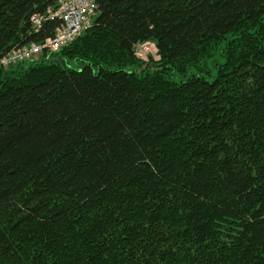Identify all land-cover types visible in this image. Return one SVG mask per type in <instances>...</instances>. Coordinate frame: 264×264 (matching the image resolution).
<instances>
[{"label":"trees","instance_id":"1","mask_svg":"<svg viewBox=\"0 0 264 264\" xmlns=\"http://www.w3.org/2000/svg\"><path fill=\"white\" fill-rule=\"evenodd\" d=\"M59 1L0 0V58ZM97 12L0 67V264H264V0Z\"/></svg>","mask_w":264,"mask_h":264},{"label":"built area","instance_id":"2","mask_svg":"<svg viewBox=\"0 0 264 264\" xmlns=\"http://www.w3.org/2000/svg\"><path fill=\"white\" fill-rule=\"evenodd\" d=\"M62 6L58 11L48 14L49 18H62L60 26L55 30V33L48 38L42 45L31 44L13 51L11 54L0 58V67L5 66L8 62L16 63L21 60H28L41 50L42 47L49 48L53 51L59 50L62 46L69 44L85 29L89 28L92 19L97 11V0H61ZM41 25V24H40ZM36 27L34 30H37ZM147 44L137 46L136 55L140 58H145L148 49ZM7 59V61H5Z\"/></svg>","mask_w":264,"mask_h":264},{"label":"bare ground","instance_id":"3","mask_svg":"<svg viewBox=\"0 0 264 264\" xmlns=\"http://www.w3.org/2000/svg\"><path fill=\"white\" fill-rule=\"evenodd\" d=\"M61 6H62V2H61V0L59 1V4H58V7L55 9V10H53V9H51V10H49L48 12H47V14L45 15V16H42V15H33L32 16V19H31V21H32V26H33V29H35L36 27H38L40 24V27L37 29V30H35V31H38L40 28H41V26H42V23L44 22V21H46V20H52L53 18H49V17H47L48 16V14H50V13H52V12H55V11H58L60 8H61ZM97 14H98V12L96 11L95 12V16L93 17V19H92V23H93V20H94V18L97 16ZM59 20H60V22H62L63 23V20H62V18H58ZM92 23H91V25H92ZM87 29H89V28H87ZM87 29H85V30H83L74 40H76L84 31H86ZM51 37V36H50ZM50 37H48V38H50ZM48 38H46L43 42H39V43H33V44H36V45H42ZM145 43H151V42H145ZM145 43H141V44H145ZM31 45V44H30ZM66 45H68V44H66ZM66 45H64V46H66ZM138 45H140V44H138ZM137 45V46H138ZM64 46H62V47H64ZM137 46L135 47V50L137 49ZM151 47V46H150ZM150 47L148 48V50H147V54H148V51L150 50ZM13 51H17V50H13ZM13 51H10V52H8L7 54H5L3 57H5V56H7V55H9V54H11ZM43 52H54L53 50H51V49H49V48H45V47H42L41 48V50L39 51V53H37L36 54V56H38V55H40L41 53H43ZM135 53H136V51H135ZM36 56H34V57H36ZM137 56V55H136ZM147 56V55H146ZM34 57H32V58H34ZM138 57V56H137ZM139 58V57H138ZM31 59V58H30ZM143 59H146V58H143ZM5 61H7V59L5 60ZM21 61H25V60H21ZM21 61H17L16 63H18V62H21ZM12 64H15V63H10V64H8V62H6L4 65L5 66H3V67H7V66H10V65H12Z\"/></svg>","mask_w":264,"mask_h":264},{"label":"rangeland","instance_id":"4","mask_svg":"<svg viewBox=\"0 0 264 264\" xmlns=\"http://www.w3.org/2000/svg\"><path fill=\"white\" fill-rule=\"evenodd\" d=\"M151 46V47H150ZM150 47V50L148 51V54L146 53V57L145 58H156L157 57V50L155 48V45L153 43H149L147 44V47L146 48H149ZM148 49H144L143 52H147Z\"/></svg>","mask_w":264,"mask_h":264}]
</instances>
